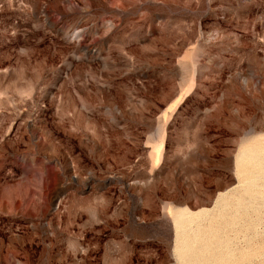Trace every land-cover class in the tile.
I'll list each match as a JSON object with an SVG mask.
<instances>
[{"label": "rangeland", "instance_id": "374dc122", "mask_svg": "<svg viewBox=\"0 0 264 264\" xmlns=\"http://www.w3.org/2000/svg\"><path fill=\"white\" fill-rule=\"evenodd\" d=\"M262 172L264 0H0V264H264Z\"/></svg>", "mask_w": 264, "mask_h": 264}, {"label": "bare ground", "instance_id": "6f19581e", "mask_svg": "<svg viewBox=\"0 0 264 264\" xmlns=\"http://www.w3.org/2000/svg\"><path fill=\"white\" fill-rule=\"evenodd\" d=\"M262 173H263V172H262ZM244 174H245V173H244ZM245 175H246V174H245ZM261 175H262V174H261ZM263 175H264V173H263ZM243 176H244V175H243ZM243 176H242V178L244 179ZM246 176L248 177V175H246ZM246 176H245V177H246ZM249 176H250V175H249ZM259 176H260V174H259ZM247 177H246V179H247ZM256 177H257V176H256ZM256 177H255V180H257ZM263 177H264V176H263ZM242 178H241L242 183H244ZM248 178H249V177H248ZM252 178L254 179V177H252ZM257 178L259 179V177H257ZM247 180H248V179H247ZM247 180H245V181H247ZM255 180H254V181H255ZM250 181H251V180H250ZM250 181H248V182H250ZM252 181H253V180H252ZM252 181H251V182H252ZM261 181H262V178H261ZM256 182H257V181H256ZM259 182H260V181H259ZM239 183L241 184V182H239ZM245 183H246V182H245ZM245 183H244V185H245ZM241 185H242V184H241ZM249 185H250V184H249ZM252 185H253V184H252ZM257 185H258V182H257V184H256L255 187H257ZM247 186H248V183H247ZM247 186H245V188H246ZM243 187H244V186H243ZM250 187H251V186H250ZM255 187H254V188H255ZM241 188H242V186H241ZM247 189H248V187H247ZM247 189H245V190H247ZM243 190H244V189H243ZM248 190H249V189H248ZM250 191H251V190H250ZM242 193H243V192H242ZM247 193H248V192H247ZM261 193H263V192H261ZM239 194H240V193H239ZM239 194H238V198L240 197ZM244 194L246 195L245 192H244ZM234 195H235V194H234ZM248 195H251V194L249 193ZM248 195H247V196H248ZM235 196H236V195H235ZM242 197H243V196H242ZM222 199H223V198H222ZM232 199H233V197H232ZM235 199H236V198H235ZM242 199H243V198H242ZM224 200H225V199H224ZM229 200H231V199H229ZM229 200H228V201H229ZM236 200H237V199H236ZM240 200H241V199H240ZM218 201H219V200H218ZM225 202H226V201H225ZM229 202H230V201H229ZM229 202H227V203H229ZM233 202H234V201H233ZM236 202H238V201H236ZM240 202H241V201H240ZM243 202H244V201H242L241 203H243ZM217 203H221V202H217ZM241 203H240V206H241ZM244 203H245V202H244ZM244 203H243V204H244ZM246 203H247V202H246ZM246 203H245V204H246ZM221 204H223V202H222ZM224 204H226V203H224ZM235 204L237 205L238 203H235ZM245 204H244V205H245ZM229 205H230V204H229ZM238 205H239V204H238ZM246 205H247V204H246ZM246 205H245V206H246ZM222 206H223V205H222ZM222 206H221V207H222ZM225 206H226V205H224V207H225ZM245 206H244V208L247 209L248 206H247V207H245ZM219 207H220V206H219ZM221 207H220V208H221ZM229 207H230V206H229ZM237 207H238V206H235L236 209L233 207V209H235V213H236ZM239 208H240V207H239ZM239 208H238V209H239ZM225 209H226V208H225ZM228 209H229V208H228ZM228 209H227V210H228ZM233 209H232V210H233ZM215 210H216V208H215ZM221 210H222V212H223V211L225 212L224 209H221ZM227 210H226V212H229V211H227ZM229 210L231 211V208H230ZM240 210H241V209H240ZM247 210H248V209H247ZM217 211H218V210H217ZM244 211H245V209L243 210L242 213H244ZM235 213H234V214H235ZM246 213H247V211H246ZM215 214H216V213H215ZM218 214H220V213H218ZM238 215H239V213H238ZM244 215H246V214H244ZM220 216H221V215H220ZM217 217H219V216H217ZM237 217H238V216H237ZM237 217H236V219H237ZM189 218H190V216H189ZM192 218H194V217H192ZM187 219H188V218H187ZM214 219H215V220H218V219H216V218H214ZM220 219H221L220 221H222L223 218H220ZM236 219H235V220H236ZM210 220H211V219H210ZM215 220H214V222H215ZM231 220H232V219H231ZM231 220H230L229 224L231 223ZM235 220H233V221H235ZM239 220H240V218H239ZM239 220H238V221H239ZM212 221H213V219H212ZM236 221H237V220H236ZM240 221H241V220H240ZM186 223H187V222H186ZM191 223H193V220H192V219H191ZM237 223H239V222H237ZM187 224H188V223H187ZM229 224H228V222H227L226 225L228 226ZM233 224H234V222H233ZM231 225H232V223H231ZM183 226H184V225H183ZM232 226H233V225H232ZM232 226H231V227H232ZM235 226H236V225H235ZM187 228H188V226H187ZM233 229H234V228H233ZM188 232H189V231H188ZM186 233H187V232H186ZM197 233H198V232H197ZM184 234H185V233H184ZM201 234H202V231H201ZM201 234H200V236H201ZM203 234H204V233H203ZM204 235H205V234H204ZM197 236H199V234H198ZM193 237H194V235H193ZM201 238H203V236H202ZM201 238H200V239H201ZM200 239H198L199 242H201V241L203 240V239H202V240L200 241ZM185 240H186V239H185ZM193 241H194V240H193ZM196 242H197V239H196ZM199 242H198V243H199ZM192 243H193V242H192ZM194 243H195V242H194ZM193 245H194V244H193ZM195 245H196V243H195ZM225 250H226V249H225ZM226 251H227V252H230V251H228V248H227ZM232 252H233V251H232ZM232 252H231V253H232ZM233 254H234V253H233ZM233 254H231V255L233 256ZM244 254H246V253H244ZM229 255H230V254H229ZM241 255H242V254H241ZM233 257H234V256H233ZM241 257H242V256H241ZM244 257H245V256H244ZM235 258L237 259V257H234L233 259H235ZM242 259H243V258H242ZM244 259H245V258H244ZM245 260H246V259H245ZM237 261L239 262V257H238ZM243 261H244V260H243ZM243 261H241V263H242ZM233 264H234V263H233Z\"/></svg>", "mask_w": 264, "mask_h": 264}]
</instances>
